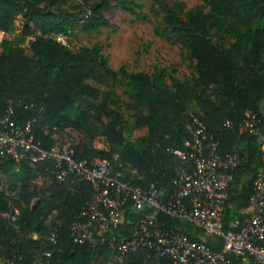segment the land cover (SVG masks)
Segmentation results:
<instances>
[{
	"label": "trees",
	"instance_id": "16d2710c",
	"mask_svg": "<svg viewBox=\"0 0 264 264\" xmlns=\"http://www.w3.org/2000/svg\"><path fill=\"white\" fill-rule=\"evenodd\" d=\"M45 1L0 0V31L13 34L0 42L2 109L12 100L15 122L25 125L31 121V131L42 148L66 144L78 158L112 160L123 179L141 187L154 184L165 195L171 192L175 167L181 162L170 148L186 149L190 134L184 122L191 112L207 129L216 131L221 156L233 146L238 148L226 193L224 229H229L234 218L243 217L255 177L264 169V0H203L211 12L198 9L185 17L167 10L159 34L182 41L194 69L188 80L171 78L170 82L163 67L151 73L129 72L123 67L115 71L95 46L69 50L57 36L68 34L73 20L45 10ZM114 1L118 8L137 13L132 2ZM105 6L101 2L94 7L82 24L84 29L107 25L100 16ZM227 18L238 20L246 32L244 40L220 46L213 41L211 29H222ZM25 41L31 56L20 47ZM115 87L144 110L136 113V126L147 130L139 142L122 134L124 118L117 110L119 101L113 98ZM248 110L259 117L254 133L242 129ZM226 118L233 121V131L219 130ZM68 128L78 138H69ZM97 136L118 148L97 147ZM56 170L49 159L32 164L27 158L19 163L0 158V257L13 264H38L40 260L46 264H154L145 247L120 258L105 246L73 243L69 224L92 198L93 190L88 182L57 179ZM10 204L19 210L14 221L6 217ZM145 213L127 207L119 231L130 232ZM159 219L166 228L204 241L213 249L221 247L216 238H201L199 230L184 218L160 214ZM228 258L230 264H246L234 254ZM161 262L169 264L166 259Z\"/></svg>",
	"mask_w": 264,
	"mask_h": 264
},
{
	"label": "built area",
	"instance_id": "2783aa9c",
	"mask_svg": "<svg viewBox=\"0 0 264 264\" xmlns=\"http://www.w3.org/2000/svg\"><path fill=\"white\" fill-rule=\"evenodd\" d=\"M258 121V114L248 110L242 129L254 133ZM184 127L190 138L185 142L186 149L170 148L181 162L175 167L171 192L166 195L154 184L141 187L123 179L112 160L78 158L66 144L42 148L31 131V121L25 125L15 122L12 100L4 109L0 102V158L9 157L16 163L27 158L32 164L49 159L57 168V179L90 183L92 198L69 224L70 239L75 244L105 246L120 258L145 247L154 264H162L161 259L169 264H230L229 254L246 264H264V169L255 177L245 215L234 218L225 230V199L238 161V148L233 146L221 156L216 131L207 129L191 112ZM219 130L233 131V121L226 118ZM127 207L146 213L126 234L119 230ZM160 214L186 219L202 234L218 239L220 249L166 228ZM18 215L19 210L10 204L6 217L14 221ZM44 255L49 257L50 252ZM8 264L13 262L8 260ZM38 264L46 262L40 260Z\"/></svg>",
	"mask_w": 264,
	"mask_h": 264
},
{
	"label": "rangeland",
	"instance_id": "374dc122",
	"mask_svg": "<svg viewBox=\"0 0 264 264\" xmlns=\"http://www.w3.org/2000/svg\"><path fill=\"white\" fill-rule=\"evenodd\" d=\"M128 1L136 6V14L118 8L114 0H46L42 6L45 10L59 12L73 20L71 31L62 38L60 37L62 40L57 36V39L69 50L77 52L83 46H95L99 53L107 58L108 65L115 71H119L123 67L129 72L151 73L157 67H163L167 72V81L188 80L194 70L189 61L188 48L177 38L161 36L159 28L164 25V16L169 9L185 17L188 13L198 9L205 13L211 12L209 4L203 0ZM101 2H106L100 16L107 25L96 30L84 29L82 26L84 20L90 17L95 11L94 7ZM245 32L244 26L233 18L225 19L222 29H211L213 41L220 46H228L234 41L244 40ZM12 36L13 34L0 31V42ZM20 47L24 49L25 55L31 56L27 41L21 43ZM119 76L121 75L119 74ZM112 91L114 92L113 98L116 97L119 101L117 110L122 113L124 118L122 130L124 138L132 142H139L146 135L147 130L136 126V113L139 110L144 112V110L137 108L122 88L115 87ZM76 102L78 103V101ZM113 104V109H115ZM102 118L106 120L105 117L102 116ZM67 131L69 138H78L75 131H71L69 128ZM95 144L99 148H118V145L108 143L102 136H97ZM3 180L6 178L3 177Z\"/></svg>",
	"mask_w": 264,
	"mask_h": 264
},
{
	"label": "crops",
	"instance_id": "0c3cea01",
	"mask_svg": "<svg viewBox=\"0 0 264 264\" xmlns=\"http://www.w3.org/2000/svg\"><path fill=\"white\" fill-rule=\"evenodd\" d=\"M199 235L201 238H205L204 235H202V234H199ZM33 236L36 237V235H33ZM0 264H8V260L5 257H0Z\"/></svg>",
	"mask_w": 264,
	"mask_h": 264
}]
</instances>
